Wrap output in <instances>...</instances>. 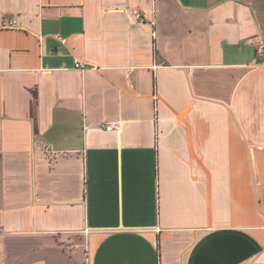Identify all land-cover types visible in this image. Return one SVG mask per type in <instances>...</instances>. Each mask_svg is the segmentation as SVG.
<instances>
[{
	"label": "crops",
	"instance_id": "0c3cea01",
	"mask_svg": "<svg viewBox=\"0 0 264 264\" xmlns=\"http://www.w3.org/2000/svg\"><path fill=\"white\" fill-rule=\"evenodd\" d=\"M260 41L264 0H0V264H264Z\"/></svg>",
	"mask_w": 264,
	"mask_h": 264
},
{
	"label": "built area",
	"instance_id": "2783aa9c",
	"mask_svg": "<svg viewBox=\"0 0 264 264\" xmlns=\"http://www.w3.org/2000/svg\"><path fill=\"white\" fill-rule=\"evenodd\" d=\"M17 27V23L15 21H12L8 26H4L3 28H15ZM256 51L258 53V55L260 56H264V41H260L257 46H256ZM76 66L79 67L80 69H85V65L84 63L77 61L76 62ZM106 129H112L114 128V123H110V124H106L105 125ZM1 227H0V231H1Z\"/></svg>",
	"mask_w": 264,
	"mask_h": 264
},
{
	"label": "rangeland",
	"instance_id": "374dc122",
	"mask_svg": "<svg viewBox=\"0 0 264 264\" xmlns=\"http://www.w3.org/2000/svg\"><path fill=\"white\" fill-rule=\"evenodd\" d=\"M78 236L77 235H75V236H70V237H68V238H70V239H68V240H70L71 242H75L76 240H78L79 238H77ZM70 241H68V242H70ZM66 242V241H65ZM84 264H89V259H88V256L85 258V260H84Z\"/></svg>",
	"mask_w": 264,
	"mask_h": 264
}]
</instances>
